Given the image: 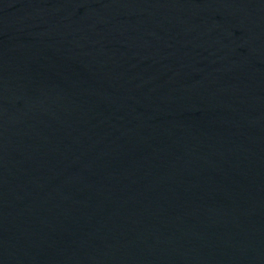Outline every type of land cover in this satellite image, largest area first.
Instances as JSON below:
<instances>
[{
  "label": "water",
  "instance_id": "water-1",
  "mask_svg": "<svg viewBox=\"0 0 264 264\" xmlns=\"http://www.w3.org/2000/svg\"><path fill=\"white\" fill-rule=\"evenodd\" d=\"M0 264H264V0H0Z\"/></svg>",
  "mask_w": 264,
  "mask_h": 264
}]
</instances>
